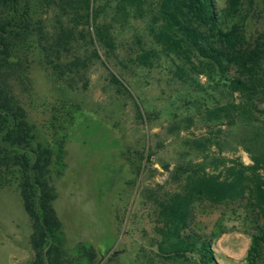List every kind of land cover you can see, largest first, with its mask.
Instances as JSON below:
<instances>
[{"label":"trees","instance_id":"trees-1","mask_svg":"<svg viewBox=\"0 0 264 264\" xmlns=\"http://www.w3.org/2000/svg\"><path fill=\"white\" fill-rule=\"evenodd\" d=\"M257 7V0H226L222 9L215 0H0V189L14 184L19 190L32 228L29 264H71L52 184L64 174L65 153L38 141L2 80L4 71L21 79L31 57L40 58L71 84L95 61L111 65L112 82L126 90L125 75L165 63L173 80L213 101L205 110L207 122H264V25L257 35L247 33ZM252 161L245 166L212 158L179 169L181 185L158 206L160 255L177 261L196 254L199 264H218L212 243L225 233V215L232 214L250 236L244 264L260 261L264 154ZM205 210L221 212L209 234L195 222ZM76 253L95 264L93 247L81 243Z\"/></svg>","mask_w":264,"mask_h":264},{"label":"rangeland","instance_id":"rangeland-1","mask_svg":"<svg viewBox=\"0 0 264 264\" xmlns=\"http://www.w3.org/2000/svg\"><path fill=\"white\" fill-rule=\"evenodd\" d=\"M215 1L219 9L225 7L226 0ZM257 6L261 13L248 21L250 35L264 25V0ZM166 67L125 75L126 90L112 82L111 65L95 61L71 84L40 58L31 57L21 79L2 75L38 141L65 153L64 174L52 184L71 264H88L76 253L81 243L97 252L95 264H199L196 254L171 261L156 247L158 206L181 185L179 169L212 158L250 166L253 156L264 154V122H207L205 110L213 101L191 84L173 80ZM200 82L210 92L208 81ZM220 214L205 210L195 222L209 234ZM222 224L225 233L212 243L216 262L244 264L250 244L244 223L226 214ZM31 233L19 190L3 185L0 264H29ZM257 264H264V253Z\"/></svg>","mask_w":264,"mask_h":264}]
</instances>
